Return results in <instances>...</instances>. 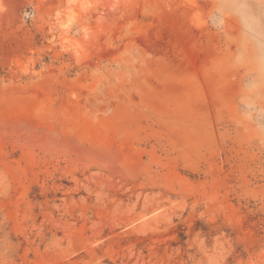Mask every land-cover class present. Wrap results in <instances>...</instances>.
I'll return each instance as SVG.
<instances>
[{
	"label": "rangeland",
	"instance_id": "rangeland-1",
	"mask_svg": "<svg viewBox=\"0 0 264 264\" xmlns=\"http://www.w3.org/2000/svg\"><path fill=\"white\" fill-rule=\"evenodd\" d=\"M0 264H264V0H0Z\"/></svg>",
	"mask_w": 264,
	"mask_h": 264
}]
</instances>
